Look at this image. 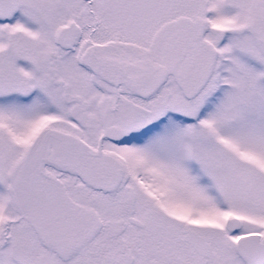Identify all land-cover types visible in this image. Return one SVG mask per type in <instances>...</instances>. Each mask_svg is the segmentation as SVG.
Masks as SVG:
<instances>
[{"label":"snow or ice","instance_id":"obj_1","mask_svg":"<svg viewBox=\"0 0 264 264\" xmlns=\"http://www.w3.org/2000/svg\"><path fill=\"white\" fill-rule=\"evenodd\" d=\"M0 264H264V0H0Z\"/></svg>","mask_w":264,"mask_h":264}]
</instances>
